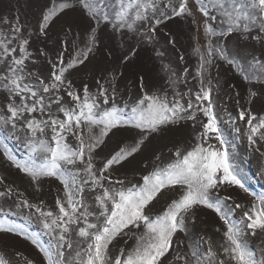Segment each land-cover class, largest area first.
Here are the masks:
<instances>
[{"label": "snow or ice", "instance_id": "1", "mask_svg": "<svg viewBox=\"0 0 264 264\" xmlns=\"http://www.w3.org/2000/svg\"><path fill=\"white\" fill-rule=\"evenodd\" d=\"M78 10L88 20V39L73 33L78 25L70 19L66 28L74 37L75 54L66 61L68 41H61L63 51L55 61L49 59L48 75L36 70L38 57L29 50L30 38L24 37L22 25L0 29V91L6 93L0 101V135L14 139L25 153L17 159L5 147V159L37 186L45 177L63 185V194L57 196L52 209L43 201L31 202L0 177V232L31 241L46 264H166L173 253L172 264H264V248L253 249L248 238L264 237V193L250 205L232 201L226 194L233 186L244 192L248 188L225 147L229 141L214 112L210 78V67L218 59L246 82L264 83V52L259 57L241 54L229 50L226 43L233 33L245 41L251 38L264 43V0H198L195 13L203 17L208 37L206 52L195 49L198 88L188 87L187 68L183 75L171 73V94L144 91L141 76L142 95L135 102L118 99L115 72L109 73L111 87L98 81L95 93L84 85L82 94L73 90L66 73L89 59L100 25L152 43L160 25L174 17L194 15L190 0H62L43 14L40 35H48L53 17ZM181 84L186 91L179 90ZM236 103L237 115L228 119L234 138H246L250 150L264 157V115H254L239 99ZM181 121H191L196 134L189 149H176L167 162L157 156L134 183L125 184L127 176H113L118 167L143 151L147 141ZM123 131L133 133L131 141H120L97 162V150L107 146L106 138ZM213 139L218 143H210ZM157 204L161 210H155ZM200 207L215 212L226 226L218 248L203 237L189 238L188 220H195ZM33 223L42 232L29 231ZM179 233H185L187 244L176 239ZM42 235L48 237L46 242ZM119 240L124 246L113 254L110 246ZM15 255L22 264H33L21 252ZM0 264L11 262L0 258Z\"/></svg>", "mask_w": 264, "mask_h": 264}, {"label": "rangeland", "instance_id": "2", "mask_svg": "<svg viewBox=\"0 0 264 264\" xmlns=\"http://www.w3.org/2000/svg\"><path fill=\"white\" fill-rule=\"evenodd\" d=\"M61 2L62 0H0V29L7 31L11 24L16 23L23 26L24 37L30 38L29 50L33 52L34 58L38 57L36 70L42 71L45 75L50 73L49 59L55 61L59 53L63 51L61 41H68L69 51L65 54L66 61L75 54L74 37L67 32L66 28L70 19L76 20L78 25L73 29V33H79L84 41L88 39V20L81 17L79 10L53 17L49 22L48 35L46 37L40 35L39 23L42 21L43 14L48 8ZM190 3L193 6L194 15L187 18L174 17L166 21L159 26L156 40L152 43L140 41L138 37L133 38L131 33L113 32L111 26L100 25L95 33L96 43L89 54V59L84 65H79L66 73L67 78L72 81L73 90H79L82 94L84 85H87L90 92L95 93L98 81L111 87L107 83L111 79L109 73L115 72L118 99L135 102L142 95L141 76H143L144 91L152 93L167 90L171 94L169 77L173 71L183 75L184 68L189 70L188 87L196 90L198 81L194 77L199 66V54L195 49L198 47L202 52H206L208 37L203 30V17L195 13L198 0H190ZM5 20L9 23H3ZM75 43L80 44V40H76ZM226 43L229 50L239 51L241 54H253L259 57L264 52V43L251 38L245 41L239 33H233ZM80 46L83 47L82 44ZM41 50L46 53L45 56H39ZM158 52H162L163 55H158ZM125 56L128 57L126 62ZM210 78L213 81L214 112L219 117L220 128L225 139L229 141L225 147L242 170L244 183L248 188V192H244L239 187L233 186L226 190V194L231 195L232 201L250 205L257 195L264 193V157L250 150L246 138H234L228 119L230 115H237V99L254 115H264V83L246 82L236 70L218 59L210 67ZM229 85L234 87L230 88ZM179 90L187 89L181 84ZM251 91L256 92V95L251 96ZM237 92L240 94L239 97L236 95ZM5 96L6 93L0 91V101H3ZM65 99L68 98L65 96ZM200 119H205L202 114ZM239 126L244 127L243 122H239ZM5 135H0V177H5L8 184L23 192L31 202L43 201L46 208L54 209L57 196L63 194V185L54 178L45 177L37 186L31 182L30 177L13 167L11 162L5 159L3 149L6 147L17 159H22L25 153L14 139H6ZM132 135L130 131H123L106 138L107 146L97 150V162L115 149L120 141L130 142ZM195 135L191 121H181L177 125H172L147 141L143 151L130 163L118 167L113 176L116 178L127 176L125 184L134 183L139 179V174L144 172L145 166L155 161L157 156L163 157L167 162L176 149L182 151L189 149L195 141ZM71 142L75 143L74 139ZM210 143L218 142L213 139ZM155 210H161V205L157 204ZM240 215L241 213L237 210L236 217L239 218ZM194 216V221L192 218L188 220L189 238L195 240L203 237L218 248L223 242V231L226 230L223 221L215 212L203 207L197 208ZM11 219H16L18 223L24 222L18 217H11ZM217 229L220 231L218 232ZM29 231L42 232V227L38 223H33L29 226ZM248 238L253 249L264 248V237L249 235ZM176 239L183 240L185 244L188 243L185 233H179ZM41 240L46 242L48 237L42 235ZM131 243L130 240L129 244ZM114 244L115 246L110 248L113 254H117L124 243L119 240ZM16 252H21L23 256L31 259L33 264H46L43 254L31 241L0 232V258L10 261L11 264H22V261L16 257ZM173 257L174 253L169 255L166 264H172Z\"/></svg>", "mask_w": 264, "mask_h": 264}, {"label": "trees", "instance_id": "3", "mask_svg": "<svg viewBox=\"0 0 264 264\" xmlns=\"http://www.w3.org/2000/svg\"><path fill=\"white\" fill-rule=\"evenodd\" d=\"M205 120V119H204Z\"/></svg>", "mask_w": 264, "mask_h": 264}]
</instances>
